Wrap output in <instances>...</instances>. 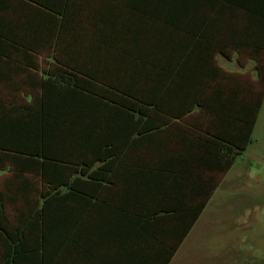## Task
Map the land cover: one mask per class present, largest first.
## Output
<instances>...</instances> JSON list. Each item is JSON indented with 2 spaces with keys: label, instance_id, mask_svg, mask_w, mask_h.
<instances>
[{
  "label": "trees",
  "instance_id": "obj_1",
  "mask_svg": "<svg viewBox=\"0 0 264 264\" xmlns=\"http://www.w3.org/2000/svg\"><path fill=\"white\" fill-rule=\"evenodd\" d=\"M242 51L258 93L225 82ZM263 54L264 0H0V82L37 91L0 95V264H169L253 140Z\"/></svg>",
  "mask_w": 264,
  "mask_h": 264
},
{
  "label": "rangeland",
  "instance_id": "obj_2",
  "mask_svg": "<svg viewBox=\"0 0 264 264\" xmlns=\"http://www.w3.org/2000/svg\"><path fill=\"white\" fill-rule=\"evenodd\" d=\"M49 50H43V68L50 62ZM264 58V54L262 55ZM218 63L233 76L226 83L263 90L258 61L248 52H238L234 60L218 56ZM244 67L247 73L230 72ZM230 70V71H228ZM36 90L23 82V76L0 82V95L13 104L31 102ZM207 116L194 111L186 125L205 123ZM13 176L11 165L0 166V190L7 193L6 212L12 224L22 199L11 201L7 187ZM217 188L206 208L176 252L171 264H264V99L253 132V140L226 172H217ZM37 186L42 188L38 178Z\"/></svg>",
  "mask_w": 264,
  "mask_h": 264
},
{
  "label": "crops",
  "instance_id": "obj_3",
  "mask_svg": "<svg viewBox=\"0 0 264 264\" xmlns=\"http://www.w3.org/2000/svg\"><path fill=\"white\" fill-rule=\"evenodd\" d=\"M237 53L238 52H235V54H234V57H233V60H234V58H235V55H237ZM255 59V58H254ZM225 69V68H224ZM227 70V69H226ZM228 71H230V70H228ZM230 72H236V73H241V72H243V73H247L248 71L247 70H245L244 69V67H241L240 69H232V71H230ZM9 165V164H8ZM12 166V165H11ZM201 216V215H200ZM190 233V232H189ZM188 236V235H187ZM185 240V239H184ZM183 243V242H182ZM181 247V246H180ZM179 247V248H180ZM178 251V250H177ZM176 254V253H175ZM175 256V255H174ZM173 256V257H174ZM173 259V258H172ZM172 263V260L170 261V263L169 264H171Z\"/></svg>",
  "mask_w": 264,
  "mask_h": 264
}]
</instances>
